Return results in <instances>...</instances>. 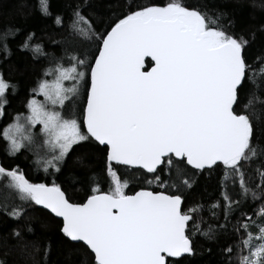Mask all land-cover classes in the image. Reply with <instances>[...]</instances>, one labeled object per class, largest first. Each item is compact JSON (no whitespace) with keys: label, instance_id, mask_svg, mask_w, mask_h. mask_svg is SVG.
Returning a JSON list of instances; mask_svg holds the SVG:
<instances>
[{"label":"snow or ice","instance_id":"obj_1","mask_svg":"<svg viewBox=\"0 0 264 264\" xmlns=\"http://www.w3.org/2000/svg\"><path fill=\"white\" fill-rule=\"evenodd\" d=\"M39 5L43 14H50L49 0H39ZM90 7L88 0L73 7L69 27L76 39L71 55H50L42 44L31 43L34 33L26 37L21 47L34 58L46 57L49 66L31 89L27 114L13 116L0 128V137L8 156L33 152L34 164L53 175L63 172L76 148L103 145L110 189L103 191L97 184L85 202L73 203L54 180L35 183L19 165L0 163V189L6 199L14 195L19 201L10 211L7 204H0V210L21 220L27 204L44 206L63 218L67 237L84 242L94 253L95 264H170L172 258L195 254L189 222L195 224L193 214L202 206L184 211L183 196L167 191L142 188L129 195L128 181L117 169L139 167L153 174L162 188L172 180L171 187L179 192L191 186L184 179L189 168H221L224 223L209 225L201 234L212 239L226 231L243 200L250 193L257 195L246 179L248 168L254 158L264 162V148L254 144L248 105L240 108L238 103L240 90L255 83L256 72L245 53L248 41L183 0L130 6L103 31L88 13ZM56 23L62 25L63 18L57 17ZM17 31L0 33V48L6 54L8 37ZM257 59L264 73V56ZM10 88L15 91L0 72V120L8 115ZM82 93L86 102L78 116L74 109ZM165 168L169 175L162 179L158 173ZM256 171L260 176L256 187L264 194V170ZM236 187L239 200L229 194ZM212 208L220 209L221 203ZM259 216L264 218V207ZM253 226L258 227L257 234L249 231ZM241 230L244 238L236 245L239 264H264V225L245 215L235 229L238 235ZM12 234L21 238L19 229ZM224 252L232 264L233 247Z\"/></svg>","mask_w":264,"mask_h":264},{"label":"trees","instance_id":"obj_2","mask_svg":"<svg viewBox=\"0 0 264 264\" xmlns=\"http://www.w3.org/2000/svg\"><path fill=\"white\" fill-rule=\"evenodd\" d=\"M168 0H88L92 7L88 13L95 17L99 25L98 31L108 28V25L121 17L130 6L157 4L164 5ZM186 6L205 12L210 20L218 21L227 26L232 34L243 37L248 41L245 53L248 64L255 70V83H248L239 93V107L248 105L247 113L254 124V144L264 148V73L258 57L264 56V0H183ZM81 0H49V13L45 15L40 10L39 0H0V33L8 29L18 31L8 37V54L0 48V68L5 74V79L15 86V91L10 88L7 94L9 104L5 106L8 114L0 120V128L11 122L17 113L27 111L25 105L29 99L31 89L36 81L42 77L44 70L49 66L48 59L42 55L23 49L21 45L30 33L35 34L31 41L33 44H42L43 51L55 57H66L72 53V42L76 39L69 27L73 7L80 4ZM64 20L62 25L56 23V18ZM56 42V43H54ZM94 51V46H91ZM45 67V68H44ZM150 68V60L146 61L145 70ZM251 100V104H249ZM85 95L82 93L80 100L75 105V112L79 116L81 105L84 104ZM6 141L0 137V163L5 167H19L33 182L53 180L60 184L72 202H84L92 194V189L99 184L103 191H108L111 182L106 175V147L98 143L78 147L70 155L67 166L62 173H35L32 155L27 150L22 154L10 157L6 154ZM257 169L264 170V162L254 158L248 168L246 179L249 187L256 191L255 198L251 193L243 200L241 210L230 217L226 231L215 233L212 239L201 234L209 225L224 223L223 201L221 199L222 169L212 171L188 169L191 186L181 188L179 192L169 186L162 188L156 183L154 175L141 168L119 167L121 179L128 181L127 194L135 193L142 188L152 191H167L168 194L183 196L182 208L184 211L201 205L198 214H193L195 224L189 222V235L193 240L195 254L185 255L171 259L170 264H228V257L224 249L233 247L231 254L232 264H239L236 245L244 238L241 230L238 235L235 231L239 223L244 222L245 215L252 218L256 225H264V218L259 216V211L264 207V194L256 187L260 184ZM166 179L169 171L165 168L163 173H158ZM151 181V183H149ZM238 187L230 188L229 194L234 199L241 197L236 194ZM5 191H0V204H7L8 211L16 206L19 201L15 196L7 199ZM220 202V209H213L212 205ZM213 211L216 215L213 217ZM62 220L53 216L40 205L29 203L26 205V214L23 219L16 220L5 211L0 210V261L4 264H95L94 254L83 243L71 240L62 232ZM196 225L199 226L197 230ZM31 227L32 231H28ZM19 229L21 238L13 236V231ZM254 234L258 227L249 228ZM246 255L247 252L245 251Z\"/></svg>","mask_w":264,"mask_h":264},{"label":"rangeland","instance_id":"obj_3","mask_svg":"<svg viewBox=\"0 0 264 264\" xmlns=\"http://www.w3.org/2000/svg\"><path fill=\"white\" fill-rule=\"evenodd\" d=\"M2 70H1V68H0V72H1ZM38 99H43V97H38ZM25 114H27V111L25 112ZM39 128H40V126L39 125H37L36 126V129H34V131H39ZM29 153H31V155H32V162H33V166H34V168H35V173H38V172H41V171H43V169L42 168H38L35 164H34V160L36 159V156L34 155V153L33 152H30V151H28ZM44 172V171H43ZM41 182H45V181H38V182H36V183H41ZM0 191L1 192H3L4 190L3 189H0ZM12 196H14V195H12Z\"/></svg>","mask_w":264,"mask_h":264},{"label":"water","instance_id":"obj_4","mask_svg":"<svg viewBox=\"0 0 264 264\" xmlns=\"http://www.w3.org/2000/svg\"><path fill=\"white\" fill-rule=\"evenodd\" d=\"M147 60H150V58H146V61ZM145 64H146V62H145ZM147 70H149V69H147ZM103 146V145H102ZM134 168H139V167H134ZM147 171V170H146ZM132 194H134V193H132ZM132 194H129V195H132ZM67 195V194H66ZM71 201V200H70ZM86 201V200H85ZM84 201V202H85ZM72 202V201H71ZM73 203H76V202H73ZM81 203H83V202H81ZM43 209H45V210H47L48 212H50V210H48V209H46L44 206H42V205H40ZM51 213V212H50ZM53 216H55L56 218H58V219H60V220H62V222H63V218H61V217H57L55 214H53V213H51ZM62 227H63V225H62ZM73 241V240H72ZM74 242H77V243H83L84 245H86L84 242H82V241H74ZM90 250V249H89ZM91 251V250H90ZM92 252V251H91ZM94 254V253H93ZM185 255H189V254H185ZM184 255V256H185ZM183 257V256H182ZM180 258V257H179ZM172 259H177V258H172Z\"/></svg>","mask_w":264,"mask_h":264},{"label":"bare ground","instance_id":"obj_5","mask_svg":"<svg viewBox=\"0 0 264 264\" xmlns=\"http://www.w3.org/2000/svg\"><path fill=\"white\" fill-rule=\"evenodd\" d=\"M45 68V67H44ZM2 72V71H1Z\"/></svg>","mask_w":264,"mask_h":264}]
</instances>
